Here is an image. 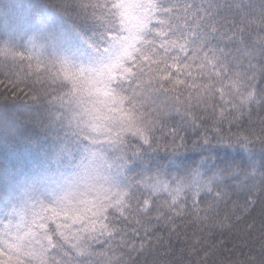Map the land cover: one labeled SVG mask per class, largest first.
Segmentation results:
<instances>
[{
	"label": "snow or ice",
	"instance_id": "1",
	"mask_svg": "<svg viewBox=\"0 0 264 264\" xmlns=\"http://www.w3.org/2000/svg\"><path fill=\"white\" fill-rule=\"evenodd\" d=\"M0 264H264V0H0Z\"/></svg>",
	"mask_w": 264,
	"mask_h": 264
}]
</instances>
